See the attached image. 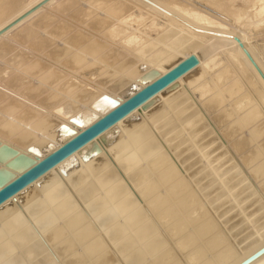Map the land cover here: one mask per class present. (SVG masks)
I'll use <instances>...</instances> for the list:
<instances>
[{"label": "bare ground", "instance_id": "6f19581e", "mask_svg": "<svg viewBox=\"0 0 264 264\" xmlns=\"http://www.w3.org/2000/svg\"><path fill=\"white\" fill-rule=\"evenodd\" d=\"M263 31L264 0H0V188L74 137L63 128L77 135L188 57L198 61L143 106L0 204V264H50L16 208L19 203L63 264H238L262 247V226L244 246L237 244L234 236L245 233V224L239 222H246L235 216L237 211L236 225L243 227L231 224L243 233L231 231V225L230 233H241L228 230L230 242L225 226L218 227L226 217H219L223 212L217 207H225L228 202H222L228 200L212 205L221 209L218 223L201 204L206 195L200 194L204 201L198 198L206 184L198 188L196 183L211 172L213 184L228 187L223 190L229 198L244 194L239 204L264 196V81L239 47L264 76V47L249 45ZM205 112L220 131L222 152L213 142H219L216 134L215 140L208 137L217 130L205 131ZM156 129H163L164 144L157 140ZM203 130L209 140L203 139ZM182 146L195 150L189 152L193 158L218 151L212 154L218 157H210L214 161H221L219 155L224 161L227 152L231 157L225 162L238 161H231L229 168L215 162L214 169L205 160L210 168L207 163L208 170L200 168L207 175L192 170V177L198 172L199 179L188 176L197 191L178 174L179 164L174 165L173 159L185 152ZM164 149L175 156L172 163ZM183 156L178 159L182 163ZM120 174L144 206L129 194ZM65 180L78 200H89L82 203L102 235L77 212L76 202L63 189ZM209 197L213 199L206 205L216 200ZM250 199L246 204L251 207ZM250 210L249 218L259 209ZM256 220L253 224L259 227ZM263 258L250 264H264Z\"/></svg>", "mask_w": 264, "mask_h": 264}, {"label": "rangeland", "instance_id": "374dc122", "mask_svg": "<svg viewBox=\"0 0 264 264\" xmlns=\"http://www.w3.org/2000/svg\"><path fill=\"white\" fill-rule=\"evenodd\" d=\"M210 10H211V9H210ZM214 12H215V11H214ZM215 13H216V15H218V16H219V15H220V16H223V15H221L220 13H217V12H215ZM224 18H225V16H224ZM255 39H256V40H255ZM251 40H252V41H251ZM262 42H263V43H262ZM257 43H258V44H257ZM249 45H250V46H254V47L257 48V49H259V48L261 49L262 47H264V31L260 34V36L257 35L256 37H253L252 39H250V41H249ZM260 49H259V50H260ZM257 58L260 60V57L258 56V54H257ZM193 95H194V97L192 96V99H191V100H194V98H195V94H193ZM198 105H199V104H198ZM205 113H206L207 116H209L208 118H207V116L205 115ZM205 113L203 114V115H205V116H204L203 123H204V121H205L206 123L208 122L207 125H206V123H204V124L206 125V127H205V131H209L208 133H210L213 129H216L217 131H215L216 133L214 132L213 135H208V133H207V132L205 133V131L203 130V131H204V132L202 131L203 134H202V132H201V134H202L203 136H204V133H205V138H203V139H206V140H207L208 137H209V139H210V138H211L210 136H212V137L214 138V137H215V134H216V137L219 138V142H218V139H217L216 141H213V142L216 143V146L219 145V147H220V149H221V148H222L221 146H222V145H225V144H224V142H222L223 140L220 138V136L218 137V134L220 133V131L218 130L217 127H214L215 125H214V123H213V121H212V119H211V113H209V112H205ZM205 118H206L207 120H206ZM209 118L211 119V121H210ZM209 121H210V122H209ZM211 122H212V123H211ZM212 124H213V125H212ZM210 126H211V127H210ZM212 127H213V128H212ZM208 128H209V130H208ZM206 129H207V130H206ZM156 130H157V131H156V132H157V133H156L157 140H158V139H161L162 141H161V140H160V141L164 144V136L161 134V132H162L163 129H161V130H160V129H156ZM217 133H218V134H217ZM158 134H159V135H158ZM199 135H200V134H199ZM202 135H200V137H201ZM206 135H208L207 138H206ZM219 135H221V134H219ZM216 137H215L213 140H215ZM197 138H199V137H197ZM200 139H201V138H200ZM203 139H202V140H203ZM209 139H208V140H209ZM197 140H198V139H197ZM197 140H196V141H197ZM202 140L199 141V144H201L202 142H204V141H202ZM206 140H205V141H206ZM158 141H159V140H158ZM158 141H157V142H158ZM211 141H212V138H211ZM220 142H222V143H220ZM204 143H205V142H204ZM217 143H218V144H217ZM199 144H198V145H199ZM220 144H221V145H220ZM211 145H213V144H211ZM211 145H210V146H211ZM210 146H209V147H210ZM216 146H215V144H214L213 147H214V148H217ZM182 147L184 148V146H182ZM209 147H208V148H209ZM223 147H224V146H223ZM165 149H166V147H165ZM165 149L162 150V152L165 151L164 154H165L166 157H167V152H168L169 148H167V149H168L167 151H166ZM210 149H211V148H210ZM220 149H218V151H221V152H222V149H221V150H220ZM193 150H194V149H193ZM193 150L190 149L189 152L192 151V153H193ZM206 150H207V151H210V150H208V149H205L204 152H206V153H207ZM212 150H213V148H212ZM169 151H170V150H169ZM182 151H185V152L189 153L188 150H187V151L185 150V148H184V150H182ZM218 151H215V153H214V152H213V153L216 154V152H218ZM224 151H225V149H224ZM224 151H223V152H224ZM185 152L180 154L181 156H183L184 154H186V157H185V158H187V159L182 158V161L185 160L184 163H182V162L179 161V160H181V156H179V157L176 159L172 152H168V153H169V154H168V157H169V155H170L171 158H168V157H167V158H168V160H170V159L172 160L173 158H175V159H173V161H174V165H177V164L180 165V163H181V164H182V165H181V166H182V170H183V169L187 170V169L190 167L189 169H191V170H188L187 172L183 170V172H182L181 167H179V165L175 166V167L177 168L178 174L181 173L180 176H182L183 178H185L184 180H186V179L188 180V181H186V182H188V185H190V183H193V182H194V181L192 182L191 179H194V178L198 177V174H199V173H200V174H201V173L203 174V173L205 172V174H206V171L203 172V169H202V168L204 167L203 165H205L204 170L207 168L206 166H207L208 162L205 161V160H210L211 163L214 165V166H213V165L210 163V161H209V164H211V168H214V169H215V165H216L215 162H216V160L214 161V160L211 159L210 157L217 156L218 154L213 156V155H212L213 153H212L211 156L209 155V157H207V158L204 159V157H201L199 154H197V157H196V155H195L196 158H193L194 155L192 156V154H190L191 152L189 153L190 156H189L187 153H185ZM194 152H195V150H194ZM225 153H226V152H225ZM225 153H224V154L222 153V154L225 155ZM109 154H110V153H108V152L106 153L107 156H108ZM193 154H194V153H193ZM195 154H196V153H195ZM219 154H220V152H219ZM226 154H228V157H227V155H226L227 158L225 157L226 159H228V158L231 157V156L229 157L230 154H229L228 152H227ZM110 155H111V154H110ZM107 156H106V157H107ZM191 156H192L193 159H191ZM198 156H199V157H198ZM183 157H184V156H183ZM188 157H190V158H189L190 160L188 159ZM217 157H218V156H217ZM223 157H224V156L221 157V155H219V160L222 161V160H223ZM108 158H109L110 163H111V162L113 163V161H112L113 159H111V158H112V155H111V156H108ZM179 158H180V159H179ZM197 158H198V159H197ZM199 158H201L202 161H203V159H204V162H205V163L202 162L201 160H199ZM209 158H210V159H209ZM235 158H236V157H235ZM235 158L233 159V161H232V160H230V161L227 160V162H229V163L225 162L226 159H225L224 161H222V162H225V163H226V164L224 163L225 165H224L221 161H220V162H221L224 166H226V168H229L230 164H232L231 161H232L233 163L238 161V157H237V160H236ZM106 159H107V158H106ZM178 159H179V160H178ZM196 159H197V161H198V160H199V161L197 162ZM214 159H216V157H215ZM217 159H218V158H217ZM107 160H108V159H107ZM171 160H170V161H171ZM175 160H176V161H175ZM188 160H189V162H190L191 160H193V162H191V164H187V163H189V162H187ZM212 160H213L214 163L212 162ZM178 161H179V162H178ZM194 161H195L196 163H199V162H200V164L197 165L196 163H194ZM217 161H218V160H217ZM186 162H187V163H186ZM218 162H219V161H218ZM218 162H216V163H217V164H220V162H219V163H218ZM171 163H172V161H171ZM193 163L196 164V166H194ZM202 163H203V164H202ZM206 163H207V164H206ZM113 164H114V163H113ZM113 164H112V165H113ZM209 164H208V166H209V168H210V165H209ZM227 164H228V165H227ZM184 165H186V166L188 165L187 168H185ZM200 165L203 166V167L200 168ZM223 165H222V166H223ZM183 166H184V167H183ZM197 166L199 167V169H192V168H196ZM212 166H213V167H212ZM216 166L218 167V165H216ZM222 166H221V167L219 166V167L221 168V169L219 168V170H220V171H221V170H222V171H225V170L222 169V168H223ZM227 166H228V167H227ZM112 167H115L114 170H116V172L120 173V171H119L118 167L116 166V164H114ZM191 167H192V168H191ZM209 168H208V169H209ZM208 169H206V170H208ZM192 170H193V171H194V170H196V171L200 170V172H199V173L196 172L197 175H196V177L193 178V177H192V175H193V171H192ZM201 170H202V171H201ZM179 171H180V172H179ZM190 171H192V174L190 173V174L188 175L187 173H189ZM209 171H210V170H209ZM184 172H185L186 174H185ZM184 174H185V175H184ZM194 174H195V171H194ZM202 174H201V175H202ZM205 174H204V176H205ZM209 174H210V175H207V174H206L207 177L205 176V177L207 178V179H206L207 181L205 180V178L202 179V177L199 176V177L201 178V179H199V177H198L200 183H198V184L196 183V185L198 186V188H201V185L203 186V184H206V187H207V188H206L205 185H204L203 188H201V190H200V189L197 188V186L195 185V183H193L195 186L192 185V186H194V187H192V189H194V190L197 189V191L200 190V191L198 192L199 195H200L201 193H202V195H203V193H204V196L206 195V198L203 197L202 195H200V196L198 195V198H199L200 202L205 200L204 202H201V204L205 207V209H208V210L210 209L209 211L207 210L208 214H210L211 216H213L214 219L216 218L217 221H218V223H219V220H218V218H217L218 216H216V214H217L218 212L220 213V211H221V209H222L223 214L221 213V215H223V216L220 215L219 217H222V219H223V218L225 219V217H226V220L229 221L228 224H226V223H227L226 220L223 221L226 225H225L223 222H221V223H223V224H219L220 226L218 225V227H220V229H222V227H224V226L228 228V229H226V228L224 227L225 229L223 228V229H222L223 231L225 230V231L227 232L229 229H231V227H230L231 225H233V224H235V225L238 224V222L236 223V221H235L236 219L234 218V215H235V214H236L235 216H236L237 218H239V216H240V218L242 217L241 220H245V219H246V222L243 221L244 223H243L241 220H239L240 218L237 219V221H241V222H242V223L239 222V225H243V224H245V225H244V228H245V229L242 228L243 226L236 225V226H238L240 229L242 228L241 230H245V231H243V232H245V233H243L238 227H236V226H234V225H233L232 227H234L235 229H234V228L231 229V231H233V230H236V229L238 228L239 230H237V231H241V232L244 234V235L242 234V235H243V236H242V235L240 234L241 232L238 233L237 231H235V232H237L238 234H240L239 236L244 237V238L241 237L243 241H242V240H239V239H241V238L237 239L239 236H234V238L237 237V238H235V241L237 242V244L241 241V242H243V243L240 242L239 245H240V246H242V245L244 246L245 242H246V241H249V238H250V240H251V239L254 237V236H251V235H254V234H255V233H254L255 230H258L261 226H262V229H259V230H261V231H259V233L262 232V231L264 230V224H263V223H262V224L260 223L261 221L264 222V220H261V219H260V216L262 215V213H264V212H263V211H264V206L262 207V205L264 204V203H263V202H264V196H263L260 200L257 199V201H256L255 199H254V200H251V199L249 198V199L251 200L250 202H251V203L253 202L252 205H253L256 209H255V208H252L253 206L250 207V204H248V203L246 204V202H248L249 199H248V200L246 199V200L243 201L241 204H239V203H240V202H239V201H240L239 198H242V196H244V194H243V195L241 194V195H240L241 197H239V194H236V195H235V193H233V194H232V197L229 198V197L227 196V191L224 192L225 190H223V189H227L228 187L226 186V187H223V188H222L221 185H218V186H219V187H218V186H217V182H214V184H213V178H212L211 172H210ZM120 176H121L120 179H122V181H124L123 184L126 182L125 184H127V185H125V186H126V188L128 187V188H127L128 191H129V188H130L129 194H130V193L134 194V195H132V194H130V195H131L132 197L135 196L134 199L136 198L135 200H137V202H139V203L141 204L140 206H144V204L141 202V200H140V199L138 198V196L136 195L137 193L134 192V190H136V189L134 188V186H133L132 184L129 183L130 181L127 180V178H124L121 174H120ZM188 176L191 177V179H189ZM204 176H203V177H204ZM209 176H210V177H209ZM186 177H187V178H186ZM208 177H209V178H208ZM123 179H124V180H123ZM196 179H197V178H196ZM126 180H127V181H126ZM194 180H195V179H194ZM200 180H202V182H203V180H205L206 183H205V182L202 183ZM235 180H236V179H235ZM190 181H191V182H190ZM251 181H252V180H251ZM196 182H197V181H196ZM252 183H254V181H252ZM62 184L64 185V187H63V185H62L63 189H66V191H68V197H71V198L74 200V202H76L77 205H76V204H75V205H76V207H77V209H76L77 212H79L80 215H82L81 213L83 212L84 215H83L82 217L85 219L84 221L87 220L86 223L90 221V222L87 223V224H89L90 226H91V225L93 226V224L91 223V222H92V221H91V217L88 216V214H87V212L89 213V211H88L87 208H86V204H83V203H82V202L85 201L86 199L80 201L81 199H80V198H77L78 196H77L76 194H75V195L73 194L72 188L70 187L71 184L68 182V180H65V182H62ZM121 184H122V183H121ZM199 184H200V185H199ZM254 185H256V184H254ZM123 186H124V185H123ZM125 186H124V187H125ZM228 186H229V185H228ZM190 187H191V185H190ZM215 187H217L216 190H215L216 192L214 191ZM202 189H204V190H202ZM218 189H220V190H218ZM221 189H222V191H221ZM131 190H132V191H131ZM208 190L211 191V192L213 193L214 196L218 194V195H217L218 197H217V196H215V197H217V198H219V199H217V198H215L214 196H212V194L210 195L209 193H211V192L207 193ZM217 190H218V191H217ZM204 191H207L206 193L209 194V195H207ZM219 191H220V193H219ZM214 192H215V193H214ZM223 192L226 193L225 196H224V193H223ZM74 193H75V192H74ZM222 193H223V194H222ZM236 193H237V192H236ZM219 194H220V196H219ZM222 195H223V197L221 198ZM207 196H208V197H207ZM209 196L214 197V200L216 199V200H215L216 202L214 201V202H212V204H210V205H206V204H208V203H206V200H207V199L209 200V202H210L211 199H213V198H210ZM230 196H231V195H230ZM234 196H235V197H234ZM200 197H202V198H200ZM225 197H226V198H225ZM204 198H205V199H204ZM209 198H210V199H209ZM228 198H229V199H228ZM232 198H235V199L237 198V199H239V200H237V199L235 200V199H234V201H235V202H234ZM78 199H80V200H78ZM203 199H204V200H203ZM230 199H231V200H230ZM87 200H88V199H87ZM87 200H86L84 203H86ZM226 200H228V201H226ZM261 200H263V202H262ZM221 201H226V202H222V204H223V203L225 204V203L228 202V204L230 205L231 210L229 209V207H228L229 205H228V204H227V205H224L226 208L223 207V206H217V205H220V204H216V203H217V202H221ZM231 201H232V204H231ZM255 201H256V202H255ZM88 202H89V200H88ZM207 202H208V201H207ZM257 202H258V203H257ZM261 202H262L263 204H262ZM139 203H138V204H139ZM203 203H204L205 205H204ZM210 203H211V202H210ZM236 203H237V204H236ZM256 203H257V204H256ZM222 204H221V205H222ZM261 204H262V205H261ZM84 205H85V206H84ZM212 205H216L218 208H219V207H222V208H221L220 211H219L218 208H217L216 206H212ZM241 205H243L242 207H244V206L246 205V206H245V207H246V208H245L246 211L244 210V208L240 207ZM257 205H259V206L261 205V206L258 207ZM78 206L80 207L79 210L81 209L80 211L78 210ZM206 206H207V208H206ZM236 206H237V207L239 206V207L242 208L243 210H242V209L239 210L238 208H236ZM247 206H249V208H248ZM83 207L85 208V210H84ZM208 207H209V208H208ZM213 207H216V208H213ZM234 207H235L236 210L234 209ZM257 207H258V208H257ZM261 207H262V209H261ZM16 208L19 209L18 211H19V213H21L20 215L23 216L24 221L26 220V221H25V222H26V223H25L26 226L28 225L29 227H31V228H29V227L27 226L28 229H29V230L32 229L33 231L30 230V231H32V233L35 232V233H34V236H35V237L37 236L36 238H37L38 240H37L36 238H35V239H36L37 243L40 245V247L42 248L43 254L46 256V258H47V260L49 261V263H50V264H54V262H55V264H57V263L59 264V262H60V263L63 264V259H61V261H59V258H58V257L56 256V254L54 253V252H55V251L53 250L54 247H52V245L48 244V242L45 240V238H43V237L41 236V234L37 233V231H36V229H35V226L33 225V221H32V219L28 216V214H27L25 211H23V210H24L23 207H22V209H21V204H20V203L17 204V207H16ZM211 208H213V210L215 209L214 211H215L216 213H215L213 210H211ZM247 208H248L249 210H248ZM216 209H217L218 211H216ZM224 209H225V210L227 209L226 211H227L228 213L231 212V214H233V212H234V213H235L236 211H237V212H236L235 214L229 216V214H228L227 212H225ZM232 209H233V210H232ZM250 209H253V210L255 209L254 211H256L257 209H259V210L256 212V214H255L254 216L251 217L252 219L249 218V216H250V214H251V213L249 214V212L252 211V210H250ZM86 210H87V212H86ZM247 210H248V211H247ZM210 211H211L212 213H209ZM240 211H244V212H240ZM260 211L262 212L261 214L259 213ZM24 212H25V213H24ZM213 212H214V213H213ZM224 212H225L226 214H225ZM237 213H238L239 215H237ZM243 213L246 214V215L249 214V215H247L248 218H246V217L244 216ZM26 214H27V215H26ZM240 214H241L242 216H241ZM258 214H259V215H258ZM89 215H90V213H89ZM217 215H219V214H217ZM227 215L229 216V219H227V217H228ZM214 216H216V217H214ZM255 216H256V218L259 216L258 218H259L260 220L257 218V220H258V221H257V220L255 219ZM263 216H264V215H262L261 217H263ZM28 217H29V218H28ZM85 217H86L87 219H86ZM230 217H231V218L233 217V218H232L233 220H231ZM243 217H244L245 219H243ZM219 219H220V218H219ZM247 219H248V220H247ZM263 219H264V217H263ZM30 220H31V221H30ZM88 220H89V221H88ZM230 220H231V221H230ZM251 220H252V222H250ZM254 220H256V222H257L258 224H260V225H258L259 227H256V226H255L256 223L253 224V221H254ZM233 221H234L235 223H234ZM259 221H260V222H259ZM232 222H233V224H231ZM247 222H249V223L247 224ZM254 222H255V221H254ZM27 223H28V224H27ZM86 223H85V224H86ZM229 223H230V225H229ZM250 223H251L252 225H251ZM87 224H86V225H87ZM221 225H223V226L221 227ZM228 225H229V227H228ZM247 226H248V227L250 226V227L248 228ZM253 226H255V227H253ZM93 227H94V229H95L94 231H96V232L98 231V232L102 235V230H101V228H99V227H97V226H95V225H94ZM251 227H252V228H251ZM98 228H99V229H98ZM246 228H248V229L246 230ZM100 230H101V232H100ZM248 230H249V231L251 230V231L249 232ZM231 231L229 230V233H230ZM247 231H248V232H247ZM96 232H95V233H96ZM235 232H232V233H230V234H233V233H235ZM229 233L227 232V237H229ZM237 233H236L235 235H238ZM246 233H247V236H246ZM248 233H249V234H248ZM251 233H252V234H251ZM233 235H234V234H233ZM248 236H250V237L248 238ZM230 237H231V238H230ZM230 237H229V241H230V239H232L233 236H230ZM245 238H248V239H245ZM236 239H237V240H236ZM238 240H239V241H238ZM45 241H46V242H45ZM230 242H231V241H230ZM236 242H235V243H236ZM47 244H48V246H47ZM41 245H42V246H41ZM43 246H45V247H43ZM49 246H51V247H49ZM45 248H46V249H45ZM46 250L48 251V254H49V255L47 254V252H45ZM52 253H53V254H52ZM50 255H51V259H52L51 262H50V260H49V259H50V257H49ZM263 255H264V254H263ZM263 255H262L261 257H259V258L264 257ZM56 257H57V258H56ZM53 259H54V260H53ZM263 259H264V258H263ZM256 260H258V259H256ZM256 260H255V261H256ZM53 261H54V262H53ZM255 261H253V262H255ZM253 262H252V263H253Z\"/></svg>", "mask_w": 264, "mask_h": 264}, {"label": "water", "instance_id": "95a60500", "mask_svg": "<svg viewBox=\"0 0 264 264\" xmlns=\"http://www.w3.org/2000/svg\"><path fill=\"white\" fill-rule=\"evenodd\" d=\"M239 47L247 58V60L249 61V63L264 81L263 74L255 64L249 53L244 49L241 44H239ZM197 63L198 61L194 56L188 57L170 72L160 77L150 85H147L139 92L134 94L132 97L127 99L125 102L115 105L102 118L88 125L83 131H81L77 135H75L72 130L63 128L66 135H74V137L69 139L60 148L47 155L41 161L24 171L20 176L0 188V204L11 196H13L14 194L18 193L24 187H26L38 177L46 173L48 170L55 167L58 163L69 157L72 153L80 149L82 146L92 141L94 138L103 133L109 127L113 126L118 121L127 116L130 112L140 106H143L150 98H152L159 91H161L169 84L174 82L176 79L181 77L183 74L194 68ZM152 75L154 76L155 73H152L151 76ZM93 150L94 152H98L97 147H93ZM263 254L264 245L255 252H253L251 255L243 259L238 264H250Z\"/></svg>", "mask_w": 264, "mask_h": 264}]
</instances>
